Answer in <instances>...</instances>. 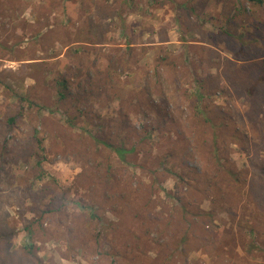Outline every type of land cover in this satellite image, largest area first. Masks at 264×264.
Returning a JSON list of instances; mask_svg holds the SVG:
<instances>
[{"label": "rangeland", "instance_id": "1", "mask_svg": "<svg viewBox=\"0 0 264 264\" xmlns=\"http://www.w3.org/2000/svg\"><path fill=\"white\" fill-rule=\"evenodd\" d=\"M162 54H174L175 60L185 58L184 68L203 80L210 95L207 102L229 111L251 143L261 144L264 99L254 100L247 91L252 78L243 77H256L252 64L264 56V0H0V145L7 142L0 190L9 213L0 223V231L7 234L0 237V264H152L163 253L165 238L152 242L151 248L141 238L139 248L118 257L117 248L111 246L124 240L123 229L103 228L97 241L95 221H88L77 204L81 196L82 203L92 202L88 183L77 178L81 165L105 155L117 164L110 154L93 153L89 159L78 134L82 129L97 131L99 117L107 121L116 116L118 100L127 97L125 89L144 88L145 82L150 88L156 81L155 59ZM112 56L125 64L119 79L123 88L111 89L114 100L102 93L80 102L85 114H79L68 99L64 108L69 107L75 124L69 126L51 80L65 74L72 78L70 87L75 93L89 69L104 68ZM158 68L165 87L159 92L152 88L150 99L161 104L163 112H143L136 99L126 100L131 139L143 131L149 134L139 147L143 149L127 156L134 164L142 161L143 152L150 156L148 162L175 147L185 134L183 126L170 118L179 115L187 125L189 103L177 89L181 85L192 91V77L175 85L173 66ZM261 89L264 85L257 83L256 93L264 94L258 92ZM253 106L257 113H251ZM48 109L57 111L51 115ZM246 146L247 151L237 143L227 145V154L238 168L248 165L246 154L252 150L248 140ZM184 155L182 164L199 171L198 159ZM176 168L181 170V165ZM86 170H90L88 165ZM121 172L134 178L133 185L136 179L152 180L150 173L135 165ZM192 181L187 175L183 180L166 176L153 191L155 210H168L174 203L170 195L187 191ZM10 183L18 188L9 191ZM24 185L30 186L31 195V191L24 194ZM187 199L191 203L200 200L199 206L213 214L207 245L194 240L186 264H264V215H257L252 203L231 216L223 199L216 203L204 195ZM40 209L42 216L37 219L34 210ZM100 214L106 220H119L109 211ZM32 219L33 246L29 249L23 225ZM149 236L157 237L155 232ZM169 249L176 261L172 263L182 264L173 248Z\"/></svg>", "mask_w": 264, "mask_h": 264}, {"label": "trees", "instance_id": "2", "mask_svg": "<svg viewBox=\"0 0 264 264\" xmlns=\"http://www.w3.org/2000/svg\"><path fill=\"white\" fill-rule=\"evenodd\" d=\"M251 1L261 2V0ZM172 57L177 58L174 54H162L155 59L153 75L156 81L153 85L151 84L150 88L148 82H145L144 88L125 89L127 97L118 100L116 116L107 118V121L104 120V117H99L97 131L92 132L82 129L78 134L79 142L84 145V151L88 154L89 159L93 153L96 155L104 153L110 154L117 161V164L113 165L109 161V157L105 155L101 160H93L89 164L86 162L82 164V171L77 175L79 181L87 182L89 185V196L92 202L82 203L83 197L81 196L77 204L88 221H95L96 226L93 236L98 241L103 228L123 229L125 233H123L122 239L124 240L115 246H111V248H117L114 254L118 257L131 254L135 248H139L141 238H144L146 247L150 248L152 242L158 241L159 238H165V250L160 256L157 255L154 258L152 264H174L172 262L175 260L169 248H173V252L177 254L182 264H186L188 260L186 253L191 250L194 240L207 245L212 230L211 216L213 210L201 208L199 206L200 200L197 199L195 203H191L187 196L193 198H198L201 195L209 196L212 203H216L217 199H223L226 210L231 216H235L240 210L246 208L248 203L253 204V209L257 215H264V154L263 156L260 155V151L264 150V148H261L264 147V140H260L261 144L251 143L247 138V134L239 129V125L236 124L229 111L207 102L210 95L202 85L203 80L196 78L193 72L184 68L187 60L185 58L175 60ZM162 64L172 65L177 72L173 81L175 85H179L181 79L188 81V76L192 77L191 80L194 82L192 91H187L181 85L177 89L182 90V95L187 98L189 103V115L186 118L187 125L181 123L179 115L175 117L171 115L170 118L176 126H183V129H180L185 134L177 141L175 147L166 149L162 154L155 156L148 162L147 158L150 156L143 152L142 161L134 164L127 156L136 153L142 143L146 142L149 134L147 135L146 131H143V134L140 132L136 134L135 139H131L133 127L127 117V107L129 105L126 100L136 99L137 105L143 108V112L151 113L153 109H156L157 112H163L162 105L154 104L150 99L152 88L155 87L159 92L162 87H165L164 79L161 77L158 68V65ZM124 66L122 58L109 57L104 68L99 69L93 66L89 69L90 71L85 78L79 80L78 87L80 89H77L75 93L70 87L72 78L60 74L54 80L52 79L51 86L54 89L57 102L61 104L60 107L64 110L62 111L64 121L71 127L75 126L74 117L69 114V107L64 108L68 99L71 102L70 105L75 107L79 114H85V106L83 107L80 102H86L90 97L95 98L102 93H106L110 99L114 100L116 96L112 90L123 88L119 84V79L125 71ZM252 67L256 70V77L247 75L243 79L250 80L252 78V83L248 87L250 89L247 91L254 100L260 101L264 99V94L256 93L255 88L257 83L264 85V56L255 61ZM248 70H251V68L248 67ZM262 91L264 90L261 89L258 92ZM139 93L144 95L141 96ZM20 98L22 100L27 99L24 96ZM250 110L253 114L258 112L255 106ZM56 111L48 109V113L51 115ZM13 120V117L9 118V121L12 122ZM143 128L146 129L145 126ZM247 140L249 148L251 146L252 149L251 152L246 154L248 165L238 168L227 154V145L231 142L237 143L247 151ZM6 143V141H3L0 145L1 173L4 171ZM36 144L38 147H42L39 138H36ZM140 149L139 151H141ZM183 155V158L190 159L194 157L198 159L200 170L196 171L182 164L184 162ZM86 165L89 166V173L86 170ZM131 165L138 166L145 173H150L152 176L151 182L136 179L133 185L132 179L134 180V178L129 175L123 176L121 172V169L127 170L128 166ZM178 165H181V170L176 168ZM183 175H187L193 180L187 183V191L180 192L175 196L170 195L174 199V203L168 210L167 208L155 210L153 191L160 187L166 176H174L179 180H183ZM16 188L18 186L15 187L11 183L8 186L9 191H14ZM22 190H24V194L31 191L30 186L27 185H24ZM1 191L3 190H0V223L3 218L9 215L4 208L7 203L2 200ZM101 211L114 213L119 220L116 222L106 220V216L100 214ZM42 212L41 209L34 210L37 219L42 216ZM34 219L28 220L23 225L27 239L26 248L29 249L33 246L30 238L32 235L31 222ZM3 226L6 225L3 224ZM153 232L156 233V238H150L149 234ZM5 235L7 236L6 233L0 231V237ZM252 246L255 247V244H252ZM232 264L240 263L233 262Z\"/></svg>", "mask_w": 264, "mask_h": 264}]
</instances>
